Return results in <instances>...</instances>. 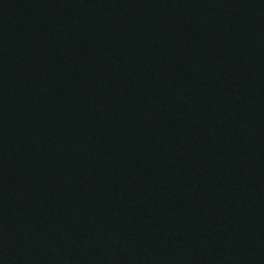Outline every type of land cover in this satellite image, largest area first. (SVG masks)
<instances>
[{"label":"water","instance_id":"1","mask_svg":"<svg viewBox=\"0 0 264 264\" xmlns=\"http://www.w3.org/2000/svg\"><path fill=\"white\" fill-rule=\"evenodd\" d=\"M264 260V0H0V264Z\"/></svg>","mask_w":264,"mask_h":264}]
</instances>
